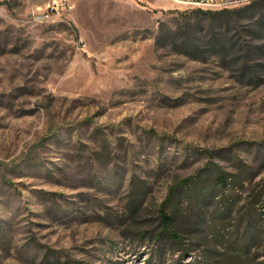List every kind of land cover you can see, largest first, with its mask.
<instances>
[{"label":"rangeland","instance_id":"rangeland-1","mask_svg":"<svg viewBox=\"0 0 264 264\" xmlns=\"http://www.w3.org/2000/svg\"><path fill=\"white\" fill-rule=\"evenodd\" d=\"M56 1L0 0V264L264 260L260 0ZM198 10L240 11L228 55Z\"/></svg>","mask_w":264,"mask_h":264},{"label":"trees","instance_id":"trees-1","mask_svg":"<svg viewBox=\"0 0 264 264\" xmlns=\"http://www.w3.org/2000/svg\"><path fill=\"white\" fill-rule=\"evenodd\" d=\"M248 11L259 12L262 14V19L260 23L264 25V0H260L258 2L253 3L250 7L247 8ZM197 19L201 24L204 22H209V26L212 30V40L210 45L213 50H215L218 56L220 55H228L232 52L236 45L237 41L235 37H227L223 29L225 27L233 26L236 22V16L240 14V11L233 10H223V11H202L198 10L196 12ZM220 29L219 33L214 32V29ZM189 182V180H187ZM217 185L224 186L226 183V179L222 176L217 178ZM179 190V188H175L172 190L171 198L168 199L167 203L171 201L172 195ZM164 237H170L174 241H176L181 246L183 245L181 236L176 232L174 219L171 217L166 211H162V232L157 235L158 240L164 239ZM258 239L256 237H252L249 241L242 244L240 247L241 250L232 249V252H239L240 255L235 257L242 264H264V260L260 261V255L257 253H253L256 250V243ZM258 249V248H257ZM235 256V255H234Z\"/></svg>","mask_w":264,"mask_h":264},{"label":"built area","instance_id":"built-area-1","mask_svg":"<svg viewBox=\"0 0 264 264\" xmlns=\"http://www.w3.org/2000/svg\"><path fill=\"white\" fill-rule=\"evenodd\" d=\"M177 5H181L187 8L194 9H209V10H217L223 6L222 0H170ZM59 5L56 0L49 5L47 10V14L50 11L57 12L59 10ZM49 16L47 15V18Z\"/></svg>","mask_w":264,"mask_h":264}]
</instances>
